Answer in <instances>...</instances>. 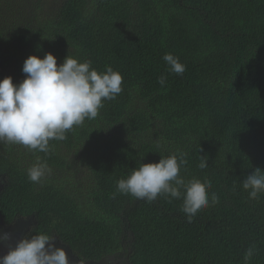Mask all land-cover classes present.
<instances>
[{
  "label": "trees",
  "instance_id": "obj_1",
  "mask_svg": "<svg viewBox=\"0 0 264 264\" xmlns=\"http://www.w3.org/2000/svg\"><path fill=\"white\" fill-rule=\"evenodd\" d=\"M10 3V5L7 4ZM12 0H0L12 11ZM27 6V5H26ZM0 24V73L51 53L123 76L95 119L51 151L0 143V219L54 237L83 264H264V193L242 187L264 171V0H41ZM28 8V7H27ZM171 53L183 75L163 60ZM166 77L161 86L158 78ZM185 153L180 175L209 181V206L188 222L183 199L151 203L117 191L142 163ZM47 162L45 179L27 170ZM208 167H199L201 160ZM215 194L218 202L212 203Z\"/></svg>",
  "mask_w": 264,
  "mask_h": 264
},
{
  "label": "clouds",
  "instance_id": "obj_2",
  "mask_svg": "<svg viewBox=\"0 0 264 264\" xmlns=\"http://www.w3.org/2000/svg\"><path fill=\"white\" fill-rule=\"evenodd\" d=\"M163 60L177 75H183L186 70L171 53L165 54ZM22 72L25 79L18 84L13 83L12 77L0 80V143L20 145L29 151L47 154L51 151L50 141L65 140L67 132L81 126L86 119H95L104 101L116 99L123 91V76L119 72L111 67L98 72L90 60L80 62L70 56L58 65L51 53L43 58L32 55L24 61ZM158 83L164 86L166 77H159ZM185 156V153L172 154L161 157L158 163H142L127 178L117 182V191L149 203L161 195L182 198V211L188 222H192L198 212L209 206L211 184L199 179L185 182L180 175L187 164ZM199 167H208V160L202 158ZM50 173L47 162L39 158L27 170L29 181L36 184ZM242 187L249 192V199H257L264 193V171L258 168L252 171L244 178ZM211 202H218L214 193ZM1 224L3 227L14 225ZM0 239L7 240V234ZM56 246L59 245H55L54 237L47 234L25 237L7 255L0 257V264H69L66 252ZM253 254L254 247H249L244 256L245 264ZM97 264L106 262L102 260Z\"/></svg>",
  "mask_w": 264,
  "mask_h": 264
},
{
  "label": "rangeland",
  "instance_id": "obj_3",
  "mask_svg": "<svg viewBox=\"0 0 264 264\" xmlns=\"http://www.w3.org/2000/svg\"><path fill=\"white\" fill-rule=\"evenodd\" d=\"M41 0H12L11 6H12V11L10 13H4L0 16V24L6 21H11L13 20V15L18 12L17 10L25 9L27 10L28 13H30V9H33L32 7H29L30 4L39 2ZM8 5H10L9 2H7ZM27 5V6H26ZM28 7V8H27ZM7 8L6 4H3L0 9H5ZM1 72V71H0ZM0 75H5L4 73H0Z\"/></svg>",
  "mask_w": 264,
  "mask_h": 264
},
{
  "label": "water",
  "instance_id": "obj_4",
  "mask_svg": "<svg viewBox=\"0 0 264 264\" xmlns=\"http://www.w3.org/2000/svg\"><path fill=\"white\" fill-rule=\"evenodd\" d=\"M31 221H32V218L27 220V221H24V222L18 221L13 225V227H8V226L2 227V224L0 222V227H2V228H0V233L7 234V236L9 237L13 234H16L19 230H21L24 227V225L25 226L29 225L31 223ZM56 247L62 248L66 252V254L68 256L69 264H78V262L75 259L71 258V256L69 255V253L67 252L65 247H60V246H56ZM8 252H9L8 250L1 248L0 249V257L7 255Z\"/></svg>",
  "mask_w": 264,
  "mask_h": 264
},
{
  "label": "flooded vegetation",
  "instance_id": "obj_5",
  "mask_svg": "<svg viewBox=\"0 0 264 264\" xmlns=\"http://www.w3.org/2000/svg\"><path fill=\"white\" fill-rule=\"evenodd\" d=\"M27 220H29V219L20 220V221L24 222V221H27ZM31 223H32V221H31ZM29 225H26V226L24 225V227L21 230H19L16 234H13V235L9 236V237H14V243L18 244V242H20L22 240V237L24 236V233L26 232V229H27V227ZM2 227H0V228H2ZM9 227H13V226H9ZM4 235H5L4 233H0V237H3Z\"/></svg>",
  "mask_w": 264,
  "mask_h": 264
},
{
  "label": "bare ground",
  "instance_id": "obj_6",
  "mask_svg": "<svg viewBox=\"0 0 264 264\" xmlns=\"http://www.w3.org/2000/svg\"><path fill=\"white\" fill-rule=\"evenodd\" d=\"M16 245L17 244L14 243V237H8L7 240L0 239V247L8 251L14 249Z\"/></svg>",
  "mask_w": 264,
  "mask_h": 264
}]
</instances>
